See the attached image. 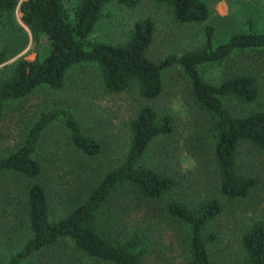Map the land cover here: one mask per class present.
<instances>
[{"label":"rangeland","instance_id":"374dc122","mask_svg":"<svg viewBox=\"0 0 264 264\" xmlns=\"http://www.w3.org/2000/svg\"><path fill=\"white\" fill-rule=\"evenodd\" d=\"M21 0H18V3ZM70 10L79 0H62ZM208 17L201 24L172 20L167 7L152 0H139L134 7L115 1L105 4L90 38L113 44L123 43L135 20L145 16L154 23L152 41L146 54L159 61L169 53L180 54L204 41L203 27L212 26V43L224 42L233 33L264 32V0H202ZM18 4L0 28V48L5 59L0 63V79L9 74L18 59L31 60L36 54L31 32L21 21ZM250 23L251 28H248ZM252 74L257 83L256 100L244 111H264V51L235 52L219 64L200 68L202 77L217 83L235 72ZM162 91L152 100L140 98L134 87L108 93L101 85L93 63L71 66L60 89L40 86L23 98L5 106L0 116V155L14 149L37 113L52 106H63L79 121L84 134L101 146L98 154L87 156L75 149L66 131L56 122L41 134L33 155L40 165L36 181L47 190L49 217L63 214L81 201L91 185L123 157L128 145V121L144 105L157 114L173 119L169 134L154 139L141 163L169 173L178 185L169 191L187 206L207 197H218L220 212L202 229L213 233L208 245L211 264H240L239 238L244 228L264 214V156L249 143H241L236 156L237 169L256 179L244 198L227 200L217 191V171L205 115L193 103L189 85L177 65L161 71ZM236 114L243 113L233 102H225ZM29 181L9 172L0 173V258H7L28 238L25 222V194ZM164 197L144 199L129 186L115 189L104 204L103 217L109 232L123 238L132 233L147 236L149 250L143 264H186L185 227L171 219L163 208ZM21 264H111L84 256L68 238L35 252Z\"/></svg>","mask_w":264,"mask_h":264},{"label":"trees","instance_id":"16d2710c","mask_svg":"<svg viewBox=\"0 0 264 264\" xmlns=\"http://www.w3.org/2000/svg\"><path fill=\"white\" fill-rule=\"evenodd\" d=\"M110 1L126 7H134L139 2L79 0L68 10L62 0H21L19 3L18 0H0V28L18 4L20 19L30 30L36 48L33 59H18L10 66L9 74L0 79V116L6 105L40 86L60 89L67 70L78 63L97 66L106 92L118 93L134 87L144 100H152L162 91L161 71L177 65L188 82L193 103L206 117L220 197L227 200L246 197L257 181L237 169L239 145L249 143L264 156V111H244L245 106L256 100V79L248 72L238 71L213 83L202 77L200 68L219 64L235 52L264 51V32L233 33L224 42L214 45L212 26L205 24L201 46L178 55L169 53L156 62L146 54L154 31L153 20L148 16L133 22L123 43L90 38L103 6ZM152 1L165 5L172 20L178 23L201 24L208 17L202 0ZM248 28H251L250 23ZM4 59L5 52L0 48V63ZM225 102H233L244 112L232 113ZM56 122L80 153L93 156L101 150L98 141L83 133L79 121L67 108L56 105L37 113L19 145L0 155V173L9 172L29 181L25 194L29 236L7 258H0V264H21L61 238H68L86 257L111 264H143L149 250L147 236L136 232L123 238L115 237L103 217L105 202L122 186L131 187L144 199L164 197L163 208L167 215L187 230L186 264H211L208 245L215 240V235H203L202 229L222 209L221 200L211 196L187 206L169 194L178 185L177 180L167 172L141 163L151 142L172 131L170 114H157L152 107L141 106L128 121L129 140L122 159L91 185L81 201L51 219L48 193L36 181L40 165L33 155L43 131ZM239 247L240 264H264V214L244 228Z\"/></svg>","mask_w":264,"mask_h":264}]
</instances>
